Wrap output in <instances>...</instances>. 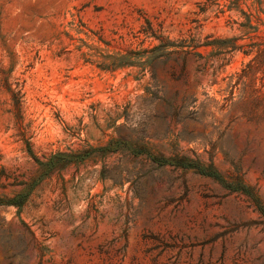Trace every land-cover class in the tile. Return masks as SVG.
Wrapping results in <instances>:
<instances>
[{
    "label": "rangeland",
    "instance_id": "rangeland-1",
    "mask_svg": "<svg viewBox=\"0 0 264 264\" xmlns=\"http://www.w3.org/2000/svg\"><path fill=\"white\" fill-rule=\"evenodd\" d=\"M0 264H264V0H0Z\"/></svg>",
    "mask_w": 264,
    "mask_h": 264
}]
</instances>
